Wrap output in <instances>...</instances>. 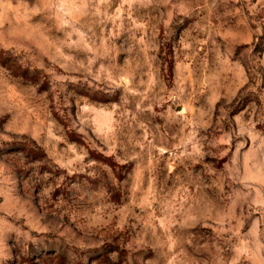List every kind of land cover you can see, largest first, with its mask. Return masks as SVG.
<instances>
[{
	"label": "rangeland",
	"instance_id": "1",
	"mask_svg": "<svg viewBox=\"0 0 264 264\" xmlns=\"http://www.w3.org/2000/svg\"><path fill=\"white\" fill-rule=\"evenodd\" d=\"M0 264H264V0H0Z\"/></svg>",
	"mask_w": 264,
	"mask_h": 264
}]
</instances>
